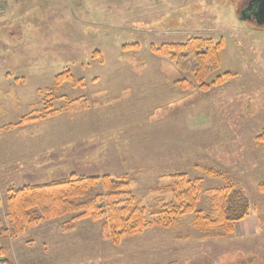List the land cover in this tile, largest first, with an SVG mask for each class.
<instances>
[{
    "label": "rangeland",
    "instance_id": "374dc122",
    "mask_svg": "<svg viewBox=\"0 0 264 264\" xmlns=\"http://www.w3.org/2000/svg\"><path fill=\"white\" fill-rule=\"evenodd\" d=\"M246 1L18 0L0 17L3 219L10 189L72 173L125 178L152 211L173 200L171 177L181 173L202 179L198 208L209 215L213 192L227 184L242 188L250 207L244 233L239 222L230 234L197 229L188 214L119 245L104 219L71 230L75 214L42 219L0 238L12 264H264V25L242 18ZM192 37L224 43L208 90L189 62L152 48ZM65 70L83 85L65 83L42 101ZM47 107L50 115L19 124ZM104 193L100 183L80 202Z\"/></svg>",
    "mask_w": 264,
    "mask_h": 264
},
{
    "label": "trees",
    "instance_id": "16d2710c",
    "mask_svg": "<svg viewBox=\"0 0 264 264\" xmlns=\"http://www.w3.org/2000/svg\"><path fill=\"white\" fill-rule=\"evenodd\" d=\"M129 46L137 47V44H129L125 47L129 48ZM152 48L158 55L170 57L173 61L180 62L185 59L191 64L200 88L208 90L210 84L206 82V78L220 68L224 43L216 42L212 38L192 37L185 43H168ZM224 76L232 77L233 74L226 72ZM222 82L223 76H218L212 84ZM65 83H71L73 86L83 85L82 80H76L70 70H65L57 75L53 87L42 89L40 93L42 101L46 100L50 91L53 93ZM51 113L50 109L40 116L23 117L19 124L37 121ZM258 140L264 141V134L258 137ZM124 179L111 174L98 176L72 173L63 179L48 183L10 189L4 219L0 212V238H17L39 224L42 219L50 220L67 214H75L67 223L68 230L74 228L77 220L104 219L103 232L114 245H119L124 237L139 235L150 227H174L179 218L188 214L192 215L193 226L197 229H222L230 234L234 232L235 225L246 219L250 213L247 195L242 188L233 184L215 189L213 215L205 213L198 208L202 179H192L186 173L171 177L169 189L173 200L152 211L137 204L136 197L130 191L129 182ZM100 183L104 187V194L80 202L82 197ZM260 188L264 191V183ZM1 208L0 198V210ZM0 255V264H12L5 248L1 246Z\"/></svg>",
    "mask_w": 264,
    "mask_h": 264
},
{
    "label": "flooded vegetation",
    "instance_id": "af4514ba",
    "mask_svg": "<svg viewBox=\"0 0 264 264\" xmlns=\"http://www.w3.org/2000/svg\"><path fill=\"white\" fill-rule=\"evenodd\" d=\"M259 2H261V0H247L242 5V12L245 11V14H247L249 18H254L256 20L255 14L259 11Z\"/></svg>",
    "mask_w": 264,
    "mask_h": 264
},
{
    "label": "crops",
    "instance_id": "0c3cea01",
    "mask_svg": "<svg viewBox=\"0 0 264 264\" xmlns=\"http://www.w3.org/2000/svg\"><path fill=\"white\" fill-rule=\"evenodd\" d=\"M17 1H18V0H10V2H9V3L6 5V7H5V12H4V14H2L0 17H4L8 12L12 11L13 8L15 7ZM0 90H1V91H4V92L7 91V89H6L5 86H4L3 88H1ZM19 90H20V89H16V90H12V91H19ZM14 95H18V94H16V93L9 94V95L5 94V95L3 96V99H2V100H4L5 98L13 97ZM242 221H244V220H242ZM242 221L239 222V223H241V229H240V231H241L242 233H244L246 228H245V226L242 225Z\"/></svg>",
    "mask_w": 264,
    "mask_h": 264
},
{
    "label": "water",
    "instance_id": "95a60500",
    "mask_svg": "<svg viewBox=\"0 0 264 264\" xmlns=\"http://www.w3.org/2000/svg\"><path fill=\"white\" fill-rule=\"evenodd\" d=\"M259 11L257 14H255L256 20L259 24L264 25V0H261L259 2ZM242 18L246 19L249 18L247 14H245V11L242 12Z\"/></svg>",
    "mask_w": 264,
    "mask_h": 264
},
{
    "label": "built area",
    "instance_id": "2783aa9c",
    "mask_svg": "<svg viewBox=\"0 0 264 264\" xmlns=\"http://www.w3.org/2000/svg\"><path fill=\"white\" fill-rule=\"evenodd\" d=\"M10 0H0V15L4 12L5 6Z\"/></svg>",
    "mask_w": 264,
    "mask_h": 264
}]
</instances>
